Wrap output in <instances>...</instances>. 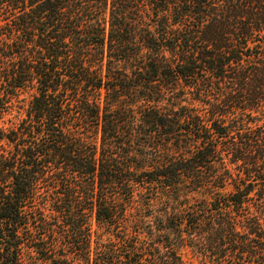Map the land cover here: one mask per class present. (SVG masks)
I'll return each instance as SVG.
<instances>
[{
    "label": "trees",
    "instance_id": "16d2710c",
    "mask_svg": "<svg viewBox=\"0 0 264 264\" xmlns=\"http://www.w3.org/2000/svg\"><path fill=\"white\" fill-rule=\"evenodd\" d=\"M0 264H264V0H0Z\"/></svg>",
    "mask_w": 264,
    "mask_h": 264
},
{
    "label": "rangeland",
    "instance_id": "374dc122",
    "mask_svg": "<svg viewBox=\"0 0 264 264\" xmlns=\"http://www.w3.org/2000/svg\"><path fill=\"white\" fill-rule=\"evenodd\" d=\"M121 205L119 202H114L112 205V209L116 211V209H121ZM179 207V204L169 202H160L155 200H135L131 204H128L125 206V211H123L118 218L114 219V225L117 227L112 228V234L111 237L113 239L115 238V232L116 229L119 226L120 232L118 233L119 236L124 235V232L122 233V229L126 226V223L135 218H145L146 220H149L151 222L157 221L160 219L162 215H164L166 212L171 211L173 208ZM140 231V232H139ZM139 232V234H137ZM137 233H133V236L140 237L143 233L142 230H138ZM146 260L150 263L158 262L155 261L153 256H150L148 253V256L146 257ZM160 263V262H159Z\"/></svg>",
    "mask_w": 264,
    "mask_h": 264
}]
</instances>
